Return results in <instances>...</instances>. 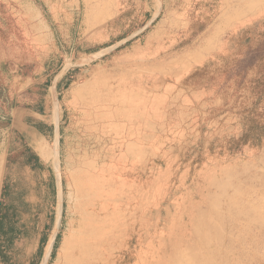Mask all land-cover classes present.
Returning <instances> with one entry per match:
<instances>
[{
    "label": "rangeland",
    "instance_id": "rangeland-1",
    "mask_svg": "<svg viewBox=\"0 0 264 264\" xmlns=\"http://www.w3.org/2000/svg\"><path fill=\"white\" fill-rule=\"evenodd\" d=\"M111 3L0 0V264H60L79 177L86 264H264V0Z\"/></svg>",
    "mask_w": 264,
    "mask_h": 264
},
{
    "label": "bare ground",
    "instance_id": "bare-ground-1",
    "mask_svg": "<svg viewBox=\"0 0 264 264\" xmlns=\"http://www.w3.org/2000/svg\"><path fill=\"white\" fill-rule=\"evenodd\" d=\"M107 2V13H110L111 0ZM90 186L85 177H79L78 221L76 230L65 239L57 254L56 261L60 264H86L91 253V246L99 233V224L94 219L90 207Z\"/></svg>",
    "mask_w": 264,
    "mask_h": 264
},
{
    "label": "crops",
    "instance_id": "crops-1",
    "mask_svg": "<svg viewBox=\"0 0 264 264\" xmlns=\"http://www.w3.org/2000/svg\"><path fill=\"white\" fill-rule=\"evenodd\" d=\"M23 127H24V131L30 136L29 140H30L31 144H33V145L37 144L38 145V150L41 153L42 157L46 158L48 154H47L45 145H44L43 142H39L41 136L43 135L41 133V131L38 130L37 128H32V127H29L27 125H23ZM48 127H50L52 130L47 131V129H46L45 132L47 131L48 136L52 137L53 138L52 140H54L55 139L56 129H55V127L53 125H48ZM48 136H46V137H48ZM53 239H54V235L51 237V239H50V241H49V243L47 245V250H46V254H45L44 260H43V264L46 262L49 254H50V251L52 250L51 248H52Z\"/></svg>",
    "mask_w": 264,
    "mask_h": 264
},
{
    "label": "trees",
    "instance_id": "trees-1",
    "mask_svg": "<svg viewBox=\"0 0 264 264\" xmlns=\"http://www.w3.org/2000/svg\"><path fill=\"white\" fill-rule=\"evenodd\" d=\"M50 130H52V129H51L50 127H48V131H50ZM3 221H4V217H2V218L0 219V226H2ZM58 239H59V235H57V236L55 237V241H54V244H53V246H52L51 257L54 255V250H55V248H56V245H57Z\"/></svg>",
    "mask_w": 264,
    "mask_h": 264
}]
</instances>
